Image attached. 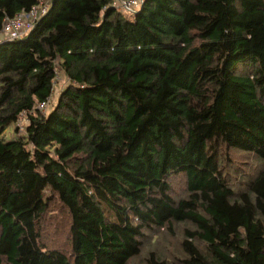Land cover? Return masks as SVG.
I'll list each match as a JSON object with an SVG mask.
<instances>
[{
	"label": "trees",
	"instance_id": "16d2710c",
	"mask_svg": "<svg viewBox=\"0 0 264 264\" xmlns=\"http://www.w3.org/2000/svg\"><path fill=\"white\" fill-rule=\"evenodd\" d=\"M116 1L0 0V264H264V0Z\"/></svg>",
	"mask_w": 264,
	"mask_h": 264
},
{
	"label": "built area",
	"instance_id": "2783aa9c",
	"mask_svg": "<svg viewBox=\"0 0 264 264\" xmlns=\"http://www.w3.org/2000/svg\"><path fill=\"white\" fill-rule=\"evenodd\" d=\"M143 3V0H117L114 3V6L118 9L124 11H136L139 6ZM46 5V4H45ZM43 6V2L38 6H34L30 11L25 12L23 14H19L17 17L13 19L5 18L3 22V27L0 30V42L6 39H12L16 37H20L23 35H27L29 30L32 28L36 20L46 12V6ZM22 16H30L32 19L30 22H25L22 19ZM61 81V73L60 71H56L55 79L53 84L56 86ZM52 98H48L46 101L41 102L39 104V108L43 111H46L51 103Z\"/></svg>",
	"mask_w": 264,
	"mask_h": 264
},
{
	"label": "rangeland",
	"instance_id": "374dc122",
	"mask_svg": "<svg viewBox=\"0 0 264 264\" xmlns=\"http://www.w3.org/2000/svg\"><path fill=\"white\" fill-rule=\"evenodd\" d=\"M46 3H44L43 4V6L45 5ZM129 14V13H128ZM22 19H23V21H25V22H30L31 21V17L30 16H22ZM61 73V81L57 84V89L55 90V92H54V94H53V96L51 97L52 98V101H51V103H52V105H50L49 106V108L46 110V112H48V111H51L52 110V108H53V106H54V104L56 103V101L58 100V96H59V94H60V90L62 89V87L64 86V85H66V83H67V80H66V78H65V76L63 75V73L62 72H60ZM63 78V79H62ZM25 119L24 120H21V123H20V125H23L24 126V124H25ZM18 127V124L15 122V123H12L11 125H9L8 127H7V129L5 130V132L3 133V138H5V139H11L12 137H14V135H16L17 133H16V128ZM21 128V127H20ZM20 130V129H19ZM59 207H60V210H62L63 211V208L59 205ZM66 217V216H65ZM65 219H62V220H60L59 218H57V223H58V226L60 227V222H62V221H64ZM60 229V228H59ZM55 235V234H54ZM57 238V239H56ZM66 239H67V234L66 233H61V235H60V237H57V236H55V240H53V241H57L58 242V244L59 243H63V242H66ZM57 244V243H56Z\"/></svg>",
	"mask_w": 264,
	"mask_h": 264
}]
</instances>
